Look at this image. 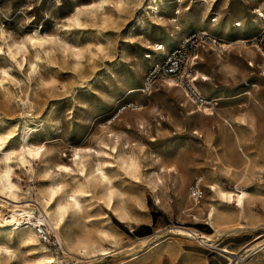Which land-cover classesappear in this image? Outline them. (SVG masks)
<instances>
[{"label":"rangeland","instance_id":"obj_1","mask_svg":"<svg viewBox=\"0 0 264 264\" xmlns=\"http://www.w3.org/2000/svg\"><path fill=\"white\" fill-rule=\"evenodd\" d=\"M172 1L0 0L4 38L25 45L11 54L0 36V134L6 136L2 147L17 148L28 126L29 141L43 145L41 159L73 168L64 179L81 178L72 161L75 150L89 164L102 162L114 191L120 194L117 198L123 199L132 217L120 220L108 208L104 186L93 185L90 195L84 196L77 227L90 229L93 236L99 229L107 231L111 242L104 245L112 251L94 256L67 253L61 234L50 231L47 240L40 241H46L50 255L60 264L130 263L133 256L141 255L144 244L154 242L158 244L131 264H226L216 248H236L255 236L257 229L235 235L225 234L223 228L215 232L204 219L212 199L206 186L212 181L224 188L237 182L264 198V75L259 74L264 58L254 46L236 43L260 29L258 24H243L260 17L264 0H182L179 15ZM156 2L160 5L157 14L151 9ZM77 12L78 22L73 18ZM222 27L229 35L221 33ZM199 29H207L226 45L222 50L213 47L199 53L194 85L207 98L224 93L226 98L212 108L228 118L231 127L224 126L216 113H191L196 106L208 105L193 101L180 83L181 92L167 87L164 79L144 88L147 71L163 58L161 43L172 37L169 51L183 36ZM36 31L47 41L32 46L26 38ZM244 47L252 52L246 53ZM216 53L232 64V74L215 63ZM197 70L211 79L202 81ZM244 81L255 85L243 86ZM134 87L144 91L129 93ZM237 138L253 156L255 173L250 179L235 181L233 173L219 166L214 152L240 169ZM129 155L139 162L135 172L123 163L122 158ZM41 159L33 158L30 170L14 165L12 178L20 186V196L33 200L22 203L37 202L35 191L46 180L39 172ZM197 181L203 194L196 200L190 186ZM0 200L9 202L5 194H0ZM195 202L199 210L190 209ZM250 208L255 215L250 220L257 222L264 206L258 200ZM175 226L212 234L216 248L176 235L169 230ZM2 233L0 243L7 244L13 254L0 252V264H21L36 254L37 250L5 239ZM54 237L63 245L62 251Z\"/></svg>","mask_w":264,"mask_h":264},{"label":"bare ground","instance_id":"obj_2","mask_svg":"<svg viewBox=\"0 0 264 264\" xmlns=\"http://www.w3.org/2000/svg\"><path fill=\"white\" fill-rule=\"evenodd\" d=\"M203 1L207 2L208 0ZM173 3L177 7L174 13L179 15L182 9V0H174L172 1V4ZM159 7V2H156L155 5H151L152 12L157 14ZM256 10H258V8ZM258 13H260V17H254L250 23H244L243 26L258 24V26L264 27V12L259 11ZM78 14H80V12H77L75 17H73L77 22L80 19ZM173 20L176 22L177 18H173L172 21ZM237 23L238 26L242 25L241 22ZM205 25L209 24L205 23ZM210 26L214 27L213 24H210ZM176 29L177 31H181L179 25L176 26ZM4 34L5 33L1 28L0 36L3 37V39H6L4 38ZM171 40L172 37L161 43L160 47L162 50L160 52L162 54L166 53L169 48L173 47L172 44H169V41ZM26 41L34 46L35 44L44 43L47 41V38L36 31L34 34L28 35ZM236 43L244 45V40L238 38ZM6 46L11 54L21 51L23 47L25 48L23 42L18 43L15 42V40L8 42L7 39ZM246 48L247 47H244L245 52L250 54L252 51ZM76 54H78V51ZM240 55L241 54H238V56ZM213 57L217 65L225 67L227 71L232 74L234 68L230 62L225 61L221 54L218 53ZM260 65L262 67V73L260 72L259 74L264 75V61H260ZM34 66L36 65L34 64L32 68H34ZM236 66L237 65H235V69ZM196 72L201 76L202 81L211 79L208 74H204L198 70ZM194 79L196 80L197 76H195ZM164 83L167 87H173L175 90L181 92V86L174 80L164 79ZM244 85L254 86L255 84H250L249 82L244 81L243 86ZM140 91L141 88L139 87L129 89V93ZM245 92L249 91L246 90ZM183 95L185 96L186 93H183ZM208 97L214 100V104L218 103L216 102L217 100L226 98L223 92L219 94H208ZM211 108L212 107L207 106H196V108L194 107L190 112H199L201 116H210L216 113L217 116L220 117V121L224 126H232L228 118L216 111L215 106L212 109ZM29 133L30 127L27 126L21 132L17 148L2 147L6 136L0 134V194H5L6 198L9 200V202L6 200H0V231L3 232V238L15 239L16 243H24L27 244L31 250H37L36 254L33 255V258L29 257L28 260H24L21 264H60V261L57 258L50 255L51 252L49 253L43 243L46 242L45 240H47L48 232L50 231L61 234L64 243L63 245L66 247L67 253L73 252L88 256L105 255L110 253L112 249H110L109 246L104 245V242L110 241L107 231L99 229L96 231V236H93L90 229L84 228L83 230L77 227V221L82 219L81 215L84 209V196L90 195V188L95 184H101L104 186L108 208L111 209L120 220H130L131 216L123 203V199H121V197L119 199L117 198L120 194H116L114 191L111 176L105 170L103 163L99 161L95 164H89L84 160V155L78 150H75L72 161L76 166V170L80 172L81 178L71 176L68 180L64 179L63 176L70 175L73 168L60 163L52 164L45 158L41 159L43 145H35L31 143L29 141ZM227 138L230 139V137ZM113 148L115 147L113 146ZM237 148L240 156V169L232 167L233 164H229L228 161L217 152H214V158L218 161L219 166L224 172H230L236 176L235 181L250 179L253 173H255V171H253V156L241 146V142L238 138ZM33 158H39L43 162L39 172L42 177L46 178V180H44L35 191V200H37V202H34L33 204H30L31 202L22 203L23 201L29 202L33 200L31 197L20 196L18 192L20 186L17 182L13 181L12 173L14 165H18L25 170H30L32 168L31 161ZM122 159L126 168L135 172L139 165L136 157L129 155ZM27 165L28 167H26ZM166 170L170 171L171 167ZM31 173H34V169ZM206 187L208 188V192L212 199L207 202L204 220H206L215 232L219 228H223L222 231L227 235H235L240 231L248 229H257L252 240L238 244L236 248L230 245L216 248V243L212 234L203 233L193 228L176 226L169 230L176 235L186 238H194L209 247L216 248L214 251H216L218 255L224 257L226 260L229 259L228 264H231L234 259H237L236 262H239V264H264V212L259 215V220L257 222L250 220L251 218H255V215L250 208V204L259 200L262 206H264V198H258L257 191L247 190L244 188L243 184L237 182H235L230 188H224L215 180L208 183ZM197 203L198 202H195L190 209L199 210L200 207L197 206ZM192 215L195 218L197 216L195 213H192ZM40 238L45 240L40 241ZM54 238L56 245L61 249L63 245L61 246L58 237ZM157 244L158 243L156 242L152 245L149 243L144 244L141 255L133 256L131 262L135 261L140 256H145L151 248ZM3 251L7 252V255L9 256L13 254V251L10 250L4 242L0 243V252ZM241 258L244 259L240 261ZM131 262H119V264H131Z\"/></svg>","mask_w":264,"mask_h":264},{"label":"built area","instance_id":"obj_3","mask_svg":"<svg viewBox=\"0 0 264 264\" xmlns=\"http://www.w3.org/2000/svg\"><path fill=\"white\" fill-rule=\"evenodd\" d=\"M211 20H215V17ZM244 42L257 48L261 57L264 58V27H260L256 33L244 39ZM224 45L226 44L222 42L221 38L207 29H199L183 36L174 48L164 53L159 63H155L150 67L144 79V88H149L158 79H171L183 85L193 101L212 107L215 103L214 100L201 95L194 85V67L202 50L213 47L222 50ZM160 48L158 47V49ZM141 91H144V89L142 88ZM190 192L193 199L197 200L202 197L203 191L199 186V181L190 186ZM244 258H241L240 261ZM236 261L237 259H234L231 264H239ZM228 262L229 259L226 264Z\"/></svg>","mask_w":264,"mask_h":264},{"label":"crops","instance_id":"obj_4","mask_svg":"<svg viewBox=\"0 0 264 264\" xmlns=\"http://www.w3.org/2000/svg\"><path fill=\"white\" fill-rule=\"evenodd\" d=\"M224 27H222V29H220V31H221V33L223 34V35H225V36H227V35H229V34H226V32H223V30L225 29H223ZM228 28V27H227ZM229 244H233V245H235V242H228ZM235 247V246H234Z\"/></svg>","mask_w":264,"mask_h":264}]
</instances>
